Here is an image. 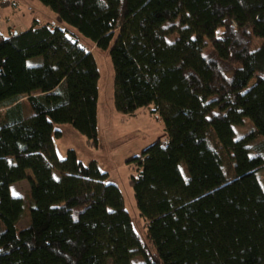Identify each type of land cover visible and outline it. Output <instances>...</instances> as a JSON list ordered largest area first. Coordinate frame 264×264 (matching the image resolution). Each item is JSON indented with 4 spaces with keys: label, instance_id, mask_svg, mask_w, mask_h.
<instances>
[{
    "label": "trees",
    "instance_id": "trees-1",
    "mask_svg": "<svg viewBox=\"0 0 264 264\" xmlns=\"http://www.w3.org/2000/svg\"><path fill=\"white\" fill-rule=\"evenodd\" d=\"M35 1L67 28L0 34V264H264V0ZM92 48L109 49L116 112L151 110L167 134L130 160L143 237L107 174L53 143L69 125L97 145Z\"/></svg>",
    "mask_w": 264,
    "mask_h": 264
},
{
    "label": "rangeland",
    "instance_id": "rangeland-1",
    "mask_svg": "<svg viewBox=\"0 0 264 264\" xmlns=\"http://www.w3.org/2000/svg\"><path fill=\"white\" fill-rule=\"evenodd\" d=\"M4 1V0H3ZM38 4V3H37ZM39 7H34L31 15H27V19L38 20L41 24H54L56 27L62 29L67 28L54 20L51 15L47 14L48 9L40 4ZM1 8V4H0ZM46 10V11H45ZM10 9L5 10V15L10 17ZM50 13V12H49ZM12 14V13H11ZM50 15V16H49ZM166 23L164 27H167ZM11 27L20 32L26 29L21 27L18 17L11 16L10 20H1L0 34L8 35V28ZM178 36H169L167 42L171 43ZM112 44V43H111ZM261 42L254 41V50L261 47ZM80 45L86 46L88 42L80 40ZM108 50L93 49L92 55L97 65L99 72L98 80V101H97V145H90L86 138L80 135L69 125H57L55 130L60 133V136L53 138V143L58 157L62 160L65 158L67 151L72 150L78 160L83 165H88L90 162H95L98 168L108 176L107 182L116 186L124 199V207L128 212L133 229L139 236H144V221L139 216L135 206V201L128 181L131 176H136V165L130 160L139 156L143 150L153 144L156 140L164 142L167 139V134L164 129L163 122L157 113H152L151 110L139 109L134 115H124L116 112L114 106V71L108 55ZM209 46H205L202 50L203 56L209 53ZM24 101V100H22ZM25 109L26 105L24 104ZM27 114L29 113L25 110ZM4 110H0V119ZM253 128L249 119L244 120V124L240 127L234 128L236 139L243 137ZM229 163L225 165L228 167ZM187 164L182 163L180 166L182 175L185 179L188 178L186 172ZM31 176V173L28 171ZM259 180L264 190L263 174L259 173ZM12 196L21 198L24 201V211L16 229L18 232L29 226L30 217L28 211V181H22L12 186ZM4 228L0 223V233Z\"/></svg>",
    "mask_w": 264,
    "mask_h": 264
},
{
    "label": "crops",
    "instance_id": "crops-1",
    "mask_svg": "<svg viewBox=\"0 0 264 264\" xmlns=\"http://www.w3.org/2000/svg\"><path fill=\"white\" fill-rule=\"evenodd\" d=\"M4 2H5L6 5L4 7H2V8H0V22H1V20L8 21V20H10L11 16H14L16 18L18 17V19L20 20L21 27L22 26L26 27V29H28L34 22L40 23L38 20H35L34 18H32V20L30 18V19H27L25 21V18L27 17V15H31L32 14V10H34V7L42 9V7H39V5L37 4V2L35 0H4ZM7 9L11 10L10 12L12 14L9 13L10 17L5 15V13H4L5 10H7ZM42 10H44V9H42ZM46 12H47V14H52V13H49L48 11H46ZM51 16L55 20V16L54 15H51ZM29 17H32V15L29 16ZM44 24H47V23H44ZM53 25L54 24H52V26ZM7 31H8V34L9 33H17L18 32V31H16L14 29V27L13 28L9 27ZM4 37H6V36L4 35ZM12 186L10 187L11 194H12V191H11L12 190Z\"/></svg>",
    "mask_w": 264,
    "mask_h": 264
},
{
    "label": "built area",
    "instance_id": "built-area-1",
    "mask_svg": "<svg viewBox=\"0 0 264 264\" xmlns=\"http://www.w3.org/2000/svg\"><path fill=\"white\" fill-rule=\"evenodd\" d=\"M2 1H3V0H0V4H1Z\"/></svg>",
    "mask_w": 264,
    "mask_h": 264
},
{
    "label": "water",
    "instance_id": "water-1",
    "mask_svg": "<svg viewBox=\"0 0 264 264\" xmlns=\"http://www.w3.org/2000/svg\"><path fill=\"white\" fill-rule=\"evenodd\" d=\"M15 34V33H14Z\"/></svg>",
    "mask_w": 264,
    "mask_h": 264
}]
</instances>
